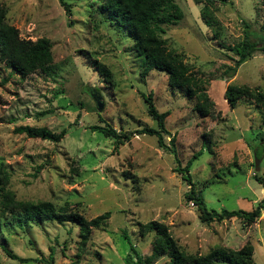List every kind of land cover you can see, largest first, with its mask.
<instances>
[{
	"label": "rangeland",
	"instance_id": "374dc122",
	"mask_svg": "<svg viewBox=\"0 0 264 264\" xmlns=\"http://www.w3.org/2000/svg\"><path fill=\"white\" fill-rule=\"evenodd\" d=\"M66 1L69 15L58 0H0L4 19L20 37L49 39L56 65L54 73L35 70L20 77L0 60L4 190L17 199H46L85 217L105 210L109 215L79 249L75 223L43 220L18 226L4 222L7 212H2L0 243L30 259L11 258L0 246V264H46L34 257L47 258L50 247L53 264H67L76 253L78 264H123L130 244L141 254L149 253L154 231L139 234L137 224L149 219L163 222L184 252L204 253L219 244L238 248L248 241L253 264H264V207L250 223L237 216L200 220L193 199L185 197L188 185L172 169L173 155L157 146L154 135L133 131L139 124L155 126L142 98L150 92L157 109L168 111L164 125L174 134L180 164L200 151L189 173L207 209L247 210L264 200V122L250 99L241 97L229 107L223 97L227 82L264 89V51H253L230 77L222 73L237 56L228 46L240 42L245 31L258 44L264 38V0L215 2L213 25L200 15L201 1L175 0L182 16L161 35L167 48L207 78L203 86L214 110L205 117L167 85L162 69L139 74L140 56L131 50V39L96 12L99 0ZM94 60L109 67L112 84L93 69ZM93 91L101 97L100 108ZM104 122L130 132L129 139L115 148L112 137L88 127ZM18 124L65 132L53 142L14 131ZM163 138L167 142L168 134ZM166 261V255H159L148 264Z\"/></svg>",
	"mask_w": 264,
	"mask_h": 264
},
{
	"label": "trees",
	"instance_id": "16d2710c",
	"mask_svg": "<svg viewBox=\"0 0 264 264\" xmlns=\"http://www.w3.org/2000/svg\"><path fill=\"white\" fill-rule=\"evenodd\" d=\"M201 1L200 15L206 24H215L217 21L211 19L210 15L214 9L215 2L224 3L228 0H197ZM64 11L69 15L70 5L66 0H58ZM96 12L103 18L108 19L114 28L124 33L131 39L130 48L135 55L140 56L139 74L144 75L150 68L162 69L166 74V83L171 88H177L181 94L191 101V107L200 117L210 116L214 110V102L209 97L203 86V71L193 69L185 64L180 55L166 47L161 33L165 26L176 23L182 16V11L175 0H99L95 5ZM261 27L264 30V7L261 18ZM216 34V31H214ZM237 56L233 64L226 65L222 73L225 77H230L236 70L240 62L248 58L253 51L260 49L264 51V38L261 43L249 37L247 31L244 32L240 42L228 46ZM0 60L20 77L39 70L44 73H54L56 65L52 60L50 41L45 36L35 39L20 37L16 27L6 22L4 19V9L0 6ZM93 69L96 70L104 81L112 84L113 79L109 67L101 61L94 60ZM223 97L229 107L235 105L241 97L250 99L257 107L258 114L264 122V89L249 87L246 84H234L227 82L223 89ZM145 103L146 113L155 120V126L139 124L135 133H149L155 136L158 147L163 148L173 155L175 165L172 169L178 172L181 178L188 185L185 192L187 199H193L198 209L200 220L208 222L210 220H220L230 216L243 218L247 223L252 222L258 215L259 210L264 207V200L256 201L250 209H226L219 211L207 209L202 197L194 189L193 181L189 173V165L199 154V150L191 153L183 164H180L176 156L174 147V134L168 133L164 125V117L167 110H158L151 98V93L142 94ZM91 130H99L104 136L113 138V145L116 148L119 144L129 139L130 132L116 129L109 123L90 124ZM14 131L23 132L27 136H36L53 142L58 141L64 134L65 129L51 130L40 125L18 124ZM168 134L167 142L164 141L163 134ZM204 135V134H203ZM7 180L6 172L0 168V214L7 212L4 222L10 221L18 226L25 223H41L43 220H52L58 223L69 221L77 226L78 247L82 249L89 238L91 229L104 224L109 210H105L91 217H85L81 212L67 208L66 206L55 207L46 199L27 200L13 197V193L4 190ZM1 223V220H0ZM138 233L144 234L153 230L154 236L151 241L150 251L141 254L133 245H129V251L124 255L123 264H148L159 255H166L167 261L164 264H215L216 261H224L227 264H253L252 245L245 242L238 248H230L225 245H213L204 253L184 252L176 240L168 231L167 226L156 219H149L144 223L138 222ZM4 253L18 261H25L30 257L19 256L12 252L5 244L0 243ZM53 248L47 258L34 257L36 261H43L46 264H53ZM77 256V253H76ZM72 258L67 264H78V259Z\"/></svg>",
	"mask_w": 264,
	"mask_h": 264
},
{
	"label": "water",
	"instance_id": "95a60500",
	"mask_svg": "<svg viewBox=\"0 0 264 264\" xmlns=\"http://www.w3.org/2000/svg\"><path fill=\"white\" fill-rule=\"evenodd\" d=\"M91 95L93 96V98L95 100L96 107L100 108L102 106V100H101L99 93L96 91H93V92H91ZM254 168L255 169L257 168L256 159H254Z\"/></svg>",
	"mask_w": 264,
	"mask_h": 264
}]
</instances>
